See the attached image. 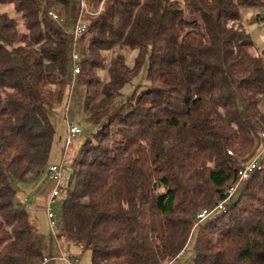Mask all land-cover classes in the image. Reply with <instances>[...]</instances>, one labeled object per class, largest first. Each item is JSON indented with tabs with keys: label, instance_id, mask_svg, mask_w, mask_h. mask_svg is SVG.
<instances>
[{
	"label": "trees",
	"instance_id": "16d2710c",
	"mask_svg": "<svg viewBox=\"0 0 264 264\" xmlns=\"http://www.w3.org/2000/svg\"><path fill=\"white\" fill-rule=\"evenodd\" d=\"M7 4L24 29L0 10V264H33L44 239L15 200L16 182L36 181L50 164L53 113L69 93L66 29L80 7L0 0ZM241 6L264 19V0H105L87 18L77 91L97 130L72 162L58 236L90 251L92 264H175L192 243V264H264V155L227 212L210 214L192 234L216 190L261 147L264 54L251 51ZM51 7L66 26L47 15ZM126 47L138 51L132 65ZM144 66L146 88L125 97Z\"/></svg>",
	"mask_w": 264,
	"mask_h": 264
},
{
	"label": "rangeland",
	"instance_id": "374dc122",
	"mask_svg": "<svg viewBox=\"0 0 264 264\" xmlns=\"http://www.w3.org/2000/svg\"><path fill=\"white\" fill-rule=\"evenodd\" d=\"M240 9L242 12V23L244 24L245 28L248 30V32L251 34V37H252V42H253V48L251 50L252 53L255 55L264 54V20L262 19L263 16H259V10L257 8L241 6ZM0 10L7 11L13 16L15 15L20 24V27L24 29V26L22 25V18H21L20 13L15 12L11 4L0 5ZM122 50L127 52L128 63L130 65L134 64V60H135L136 55L138 54V51L130 50L128 47ZM110 56L111 54L109 53V58ZM144 70H145V66L141 70V73L135 76L133 80L127 84L126 88L123 90V94L125 97L131 96L137 90L139 86H140L139 89H142V90L146 88ZM100 73L105 79L108 78V73L106 69H102ZM68 96H69V93L66 97L65 102L62 103L60 106H58L53 113V117L56 120V121L54 120L56 123V126L58 125L57 126L58 134H57V141L53 147L50 164H53V163L59 164L61 163L62 158H63V151H64L63 148L65 146V139H66V131H65L63 121H65L64 120L65 106L68 102ZM83 102H84V97L78 94L77 85H76L74 94L72 95V98L70 101L69 117L72 120H74L83 129L84 135L81 138H79L80 136H78L75 139L74 147H72V149L69 151L64 161L63 184L65 187L69 185V181L71 179V173H72V162L74 158L78 155L82 140L90 136L97 130V127L90 126L88 123L85 122L84 111L82 108H80V104H82ZM263 104H264V100H263ZM46 176H48L47 170L43 172V176L41 177L42 179H39L38 182H35V181L19 182L17 181L16 184L19 190H18V194L15 200L16 202L20 203L26 210H28L32 222L36 225L37 231L41 235L49 239L50 238L49 237L50 228H49L46 211L45 209H43V211L41 210L42 212L40 213V221L37 219V215H39V213L36 211L37 210V205H36L37 196L39 192H41L40 190L36 191V189L37 187H40V183L45 180ZM48 184L49 183L47 182L46 188ZM74 186H75V182L73 181L70 183L69 187L74 188ZM218 191L219 189L216 190L217 193ZM46 195H47V192L44 197L45 203H46ZM66 195H67V191L63 190L60 197L58 198V202L55 204V208H57V210H58V206L60 202L59 200L64 198V196ZM37 220L42 227L39 226V224L37 223ZM54 239L55 240L53 241V248L51 247L52 250L49 252H44V254L50 256L51 258L54 256L55 258H52L46 264H69L68 262L60 258H56V257H59L60 254L62 253L68 258H70V260H72L71 258L74 257L73 260H75V263H72V264H92L90 251L81 252L75 246L67 245L64 238H60L58 235H57V239L56 238ZM193 248H194V244L192 243L191 246L190 247L188 246L187 249L184 250V252L179 256L175 264H192L193 257H194ZM42 257L43 256L36 257L35 260L33 261V264H41Z\"/></svg>",
	"mask_w": 264,
	"mask_h": 264
},
{
	"label": "built area",
	"instance_id": "2783aa9c",
	"mask_svg": "<svg viewBox=\"0 0 264 264\" xmlns=\"http://www.w3.org/2000/svg\"><path fill=\"white\" fill-rule=\"evenodd\" d=\"M95 0H79V7L80 11L76 21L74 22L71 28L66 29L68 40L70 41L71 45V72H70V79H69V96L68 102L65 106V115H64V122L66 124V139H65V146L63 151V158L61 163H53L47 166V172L49 177V184H48V192L46 196V203H45V211L47 214V219L49 223V228L51 234L57 238L58 231L60 229V214L55 208V204L58 202V198L60 197L62 191L64 190L63 184V168H64V161L69 153V151L74 147L75 139L83 134V129L69 117L70 111V101L72 95L74 94L77 80L79 74L82 72L83 69V37L88 30L89 16H95L101 12L103 9V4L105 0H101L98 7L95 6ZM47 15L54 21L58 22L61 25L66 26V17L60 13L55 8H48ZM264 20V19H263ZM260 144L261 149L257 151V153L247 162H244L242 167L238 171L237 179L234 182H231L227 185L224 189H219L218 191V200L214 208L212 209H202L196 216L197 220L192 228V234L194 230L199 226L201 222H203L210 214L220 211V212H227L228 203L231 199L235 196L238 192L239 187L252 175L261 170L263 167V155H264V130L260 132ZM229 154H232V151H228ZM60 201V200H59ZM60 205V202H59ZM59 207V206H58ZM52 258H55L54 256ZM50 256H43L41 260V264H46L52 259ZM68 263H72V260L65 256L63 253L60 254L59 257ZM161 264H173V261L163 262Z\"/></svg>",
	"mask_w": 264,
	"mask_h": 264
},
{
	"label": "crops",
	"instance_id": "0c3cea01",
	"mask_svg": "<svg viewBox=\"0 0 264 264\" xmlns=\"http://www.w3.org/2000/svg\"><path fill=\"white\" fill-rule=\"evenodd\" d=\"M64 122V121H63ZM64 127H65V131H66V124L64 122ZM47 170V167L46 169ZM43 176V174H41V176L35 181V182H38L39 179H42L41 177ZM42 181V180H41ZM47 182L49 183V177L46 176L45 180L43 182L40 183V187H37L36 191L37 190H40L41 192H39L38 196H37V201H36V205H37V212L39 213V215H37V219L40 221V213L43 211V209H45V194L46 192H48V186L46 188V184ZM47 196V195H46ZM42 200V201H41ZM42 210V211H41ZM36 212V213H37ZM37 220V223L39 224ZM42 222V221H41ZM40 227H42L40 224H39ZM44 239V252H49L51 251L50 248L52 247L53 248V243H51V241L49 242V239H47V237L41 235ZM46 254H44L45 256ZM48 256V255H46ZM70 264V263H69Z\"/></svg>",
	"mask_w": 264,
	"mask_h": 264
}]
</instances>
